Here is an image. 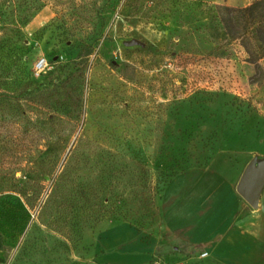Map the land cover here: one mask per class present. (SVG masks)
I'll list each match as a JSON object with an SVG mask.
<instances>
[{
  "label": "rangeland",
  "instance_id": "1",
  "mask_svg": "<svg viewBox=\"0 0 264 264\" xmlns=\"http://www.w3.org/2000/svg\"><path fill=\"white\" fill-rule=\"evenodd\" d=\"M19 1L32 0H0V80H16L24 60L41 98L33 117L64 138L7 147L0 264H111L96 247L110 220L144 240L169 235L163 163L236 182L264 158V54L249 61L217 8L253 0H40L17 31ZM144 182L158 185L153 204ZM251 211L262 226L264 185ZM173 251L140 264H183Z\"/></svg>",
  "mask_w": 264,
  "mask_h": 264
},
{
  "label": "crops",
  "instance_id": "2",
  "mask_svg": "<svg viewBox=\"0 0 264 264\" xmlns=\"http://www.w3.org/2000/svg\"><path fill=\"white\" fill-rule=\"evenodd\" d=\"M236 182L209 167L186 168L170 179L159 200L168 236L144 240L126 221L110 220L96 247L101 243L100 255L111 264H140L169 244L174 251L163 253L183 264H264V224H251L252 206ZM116 227L126 234L118 235Z\"/></svg>",
  "mask_w": 264,
  "mask_h": 264
},
{
  "label": "trees",
  "instance_id": "3",
  "mask_svg": "<svg viewBox=\"0 0 264 264\" xmlns=\"http://www.w3.org/2000/svg\"><path fill=\"white\" fill-rule=\"evenodd\" d=\"M43 4L40 0H32L29 6L23 8L19 1L15 29L18 31L27 23ZM217 8L224 31L230 38L237 39L247 52L248 60L256 63L258 57L264 54V0H253L244 6L218 5ZM17 60L21 69L16 80L10 83L0 80V161L6 158L5 153L9 151L7 147L12 143L22 144L32 140L37 143L42 138L56 143L63 141L64 138L59 131L43 127L45 121L41 117H33L34 105L40 103L41 98L33 95L34 88H31V85L38 83H34L26 69L25 61ZM47 121H52V118H47ZM184 169H171L169 165L163 163L162 168L158 170V182L164 188L175 174ZM145 187L149 203L153 204L152 197L158 185Z\"/></svg>",
  "mask_w": 264,
  "mask_h": 264
},
{
  "label": "water",
  "instance_id": "4",
  "mask_svg": "<svg viewBox=\"0 0 264 264\" xmlns=\"http://www.w3.org/2000/svg\"><path fill=\"white\" fill-rule=\"evenodd\" d=\"M132 43V41H125ZM264 185V158L255 162L249 160L238 177L236 191L252 206L258 205L261 190Z\"/></svg>",
  "mask_w": 264,
  "mask_h": 264
},
{
  "label": "built area",
  "instance_id": "5",
  "mask_svg": "<svg viewBox=\"0 0 264 264\" xmlns=\"http://www.w3.org/2000/svg\"><path fill=\"white\" fill-rule=\"evenodd\" d=\"M41 63V61L39 62V64ZM153 264H157V262L155 261Z\"/></svg>",
  "mask_w": 264,
  "mask_h": 264
}]
</instances>
